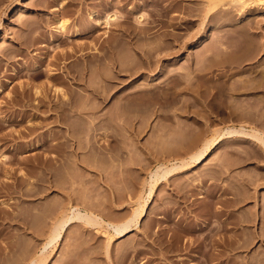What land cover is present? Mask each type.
Wrapping results in <instances>:
<instances>
[{
    "label": "rangeland",
    "instance_id": "374dc122",
    "mask_svg": "<svg viewBox=\"0 0 264 264\" xmlns=\"http://www.w3.org/2000/svg\"><path fill=\"white\" fill-rule=\"evenodd\" d=\"M241 6L0 0V264L38 259L69 203L126 222L149 199L158 165L191 161L230 127L264 130V8ZM65 19L62 36L57 25ZM95 19L102 24L93 29ZM74 29L83 30L78 38ZM250 80L261 87L243 88ZM249 139L226 138L202 163L177 169L124 236L111 237L104 222H75L39 264H264V147Z\"/></svg>",
    "mask_w": 264,
    "mask_h": 264
},
{
    "label": "bare ground",
    "instance_id": "6f19581e",
    "mask_svg": "<svg viewBox=\"0 0 264 264\" xmlns=\"http://www.w3.org/2000/svg\"><path fill=\"white\" fill-rule=\"evenodd\" d=\"M232 1H234L235 3H239V5L241 4L243 7H259V8H264V0H232ZM241 6V7H242ZM92 12V11H91ZM90 12V13H91ZM97 12V11H96ZM110 14L111 13H109V15H107L108 17L110 16ZM89 15V14H88ZM91 15V14H90ZM90 15H89V17H90ZM112 15V14H111ZM97 16V15H96ZM117 14H114V15H112V16H110L109 18H112L113 19V22L115 21V20H117L118 18H117ZM139 17H141V16H139ZM94 18H95V15H94ZM117 18V19H116ZM88 19V18H87ZM93 19V18H92ZM92 19H91V21H92ZM102 19V21H103V18H101ZM108 19V18H107ZM106 18L104 19V20H107ZM112 19L110 20V19H108L107 21H106V23H110L109 22V20L110 21H112ZM115 19V20H114ZM96 21H95V24L93 25V29H94V26H97V28H98V26L99 25H101L102 24V22H101V20H97V19H95ZM68 21V20H67ZM67 21H66V19L64 20V21H62V20H60L59 22H58V24L59 25H57V27H58V30H59V33H63L62 34V36L64 35V32H66V31H68V30H66L67 29ZM85 21V20H84ZM83 21V22H84ZM87 21H89V19L87 20ZM87 21H85V22H87ZM90 21V22H91ZM90 22H87V23H90ZM87 23H86V25H87ZM92 23V22H91ZM104 23H105V21H104ZM103 23V24H104ZM115 24V23H114ZM84 25H85V23H84ZM89 25V24H88ZM87 25V26H88ZM92 24H90V26H91ZM110 26H112L111 24H109ZM89 26V27H90ZM57 27H56V29H57ZM82 27H84L83 26V24H82ZM82 27H81V29H82ZM86 27V26H85ZM78 28V27H77ZM88 28V27H87ZM91 28V27H90ZM92 29V30H93ZM125 29V28H124ZM66 30V31H65ZM75 30V33H74V35H72V36H79V34H81L80 32L81 31H83V30H81L80 32L78 31L79 30V28H78V30L76 31V29H74ZM85 30H86V28H85ZM89 30H91V29H89ZM97 30V29H96ZM126 30V29H125ZM95 31V30H94ZM71 33H72V31H70ZM69 32V33H70ZM88 32V31H87ZM93 32V31H92ZM91 31H90V33H92ZM58 33V32H57ZM70 33V34H71ZM83 33V32H82ZM68 34V33H67ZM73 34V33H72ZM86 34H88V33H86ZM85 34V35H86ZM60 35V34H59ZM69 35V34H68ZM89 35H91V34H89ZM71 36V35H70ZM65 37V36H64ZM63 37V38H64ZM75 37V38H76ZM112 38V36H109V38ZM69 39L71 38V37H68ZM78 38V37H77ZM52 39V38H51ZM60 39H62V38H60ZM67 38H65V40H66ZM73 40H74V38H72ZM110 40H112V39H110ZM113 40H114V38H113ZM71 41V40H70ZM104 41H106L107 42V40H104ZM57 42H59V40H57ZM60 42H62L61 40H60ZM66 42H69V40L68 41H66ZM103 42V41H102ZM105 42V43H106ZM109 42V41H108ZM110 42H112V41H110ZM109 42V45H108V48L106 47V44L104 45V48H105V50H107L108 49V52L110 51V52H112L113 50H111L112 49V47H113V44H111ZM112 43H114V41L112 42ZM96 44V43H95ZM58 45H60V44H58ZM94 45V44H93ZM92 45V46H93ZM101 45H103V44H101ZM115 45V44H114ZM76 46H80V45H76ZM81 46H83V45H81ZM91 46V47H92ZM72 47H74V46H72ZM91 47H89L90 49H93V48H91ZM98 47V46H97ZM100 47V46H99ZM102 47V46H101ZM76 48V47H75ZM82 48V47H81ZM88 48V49H89ZM95 49H96V47H94ZM104 48L102 49V51L104 52ZM115 48H116V46H115ZM115 48H113V49H115ZM69 49H70V47H69ZM68 49V53H70L71 51ZM77 49V48H76ZM75 49V50H76ZM84 49V48H83ZM71 50H72V48H71ZM74 49H73V53H75L74 51H75ZM79 49H77L76 50V52L78 51ZM63 51H64V53H65V50L63 49ZM70 51V52H69ZM80 51H81V49H80ZM97 51V50H96ZM99 51H100V49H99ZM99 51H98V54H100L99 53ZM116 50H114V52H115ZM148 51H150L151 52V54H152V56L154 55V52H152L151 50H146V52H148ZM154 51V50H153ZM62 52V51H61ZM66 52V53H67ZM79 52V51H78ZM103 52H102V54H103ZM107 52V53H108ZM63 53V52H62ZM64 53L61 55V56H63L64 55ZM66 53H65V56H66ZM67 53V54H68ZM73 53H70L71 55L73 54ZM85 53H87V51L85 52ZM85 53H83V55L85 54ZM92 53H95V52H93L92 51ZM106 53V55L107 56H111L109 53L107 54ZM145 53V52H144ZM144 53H143V55H144ZM69 54V55H70ZM76 54V53H75ZM80 54V53H79ZM82 54V53H81ZM80 54V55H81ZM101 54V55H102ZM104 54H105V52H104ZM111 54H113V53H111ZM115 55H116V53H114ZM146 54V53H145ZM149 54V53H148ZM60 55V54H59ZM74 55V54H73ZM80 55H78V56H80ZM95 55H97V53H95ZM150 55V54H149ZM60 56V57H61ZM90 56V55H89ZM92 56H94V55H92ZM91 56V57H92ZM100 56V55H99ZM105 56V55H104ZM104 56H102V57H104ZM146 56V55H145ZM148 56V55H147ZM64 57V56H63ZM70 57V56H69ZM72 57V56H71ZM81 57V56H80ZM83 57V56H82ZM81 57V58H82ZM113 57V55L111 56V57H109V60L111 59ZM150 57H151V55H150ZM150 57H147V58H150ZM56 58H58V56L56 57ZM76 58H78V57H76ZM96 58H98V56H96L95 58H92L93 60L94 59H96ZM105 58L106 57H104V60H103V58H102V60L103 61H105ZM114 59H115V57H113ZM112 58V59H113ZM60 59V58H59ZM58 59V60H59ZM62 59H64V58H62ZM67 59H68V57H67ZM79 59V58H78ZM83 59V58H82ZM101 58H98V59H96L97 60V62H98V60H100ZM64 60H66V58L64 59ZM96 60H94L95 62H94V64L93 65H95V63H96ZM108 60V61H109ZM116 60V59H115ZM149 60V59H148ZM152 60V59H151ZM57 61V60H56ZM82 61V60H81ZM92 61V60H91ZM108 61H105V62H108ZM110 61H112V60H110ZM150 61V60H149ZM59 62H61V61H59ZM64 62V61H63ZM80 62V61H79ZM83 62V61H82ZM86 62V61H85ZM84 62V63H85ZM101 62V61H100ZM112 62H114V60L112 61ZM64 63H66V62H64ZM68 63V62H67ZM92 63H93V61H92ZM110 63V62H109ZM150 64L152 63V62H149ZM97 64V63H96ZM114 64V63H113ZM126 64H127V62H126ZM126 64L123 66L125 69L127 68V66H126ZM127 65H129V64H127ZM81 66V68H84V66L82 67V65H80ZM97 66V65H96ZM112 66V65H111ZM130 66V65H129ZM80 68V69H81ZM52 70H53V68H51ZM85 69V68H84ZM83 69V70H84ZM97 69V68H96ZM129 69V68H128ZM79 70V68L77 69V71ZM82 70V69H81ZM82 70V71H83ZM53 71H55V70H53ZM53 71H52V73H53ZM49 72H50V69H49ZM48 72V73H49ZM80 72V71H79ZM79 72H76V73H79ZM76 73H74L73 74V72L72 73H70V75L71 74H73V75H75ZM51 74V73H50ZM49 74V75H50ZM80 74V73H79ZM52 75V74H51ZM69 75V72H68V74H67V76ZM77 75V74H76ZM75 75V76H76ZM78 76V75H77ZM77 76L75 77L76 79H77ZM80 76H82V74L80 75ZM85 76V75H84ZM84 76H82V78H80V77H78V78H80V79H83L84 78ZM72 77V76H71ZM69 78V80H71L70 79V77H68ZM74 78V79H75ZM75 79V80H76ZM80 79H78V81H80ZM73 80V79H72ZM72 80H71V82H72ZM74 81V80H73ZM75 82V81H74ZM73 82V83H74ZM250 83V82H252L251 80L250 81H247V83ZM253 82H254V80H253ZM248 83V84H249ZM257 83H259V82H257ZM255 84V82H254V85H253V83H251L253 86H250V84L247 86V87H245V86H243V88H247L248 89V87H249V89L251 88H253V89H255L257 86L259 87L260 85L259 84ZM79 84V83H78ZM244 84H246V81H245V83ZM244 84H241L240 86L242 87V85H244ZM71 84L69 83V86H70ZM257 85V86H256ZM28 86H29V84H28ZM256 86V87H255ZM22 87V86H21ZM33 87V86H32ZM39 86H36V88L34 89L35 90V93L34 94H36L35 96H37L38 97V93L41 91V90H38L37 88H38ZM237 87L238 86H236L235 87V89H237ZM257 87V88H258ZM261 87V86H260ZM29 88L31 89V87L29 86ZM59 88V87H58ZM62 87H60V89H61ZM71 88V87H70ZM238 88H240V87H238ZM256 88V89H257ZM32 89V90H33ZM41 89V88H40ZM53 89V88H52ZM54 89H55V91L57 90L55 87H54ZM64 89V88H63ZM255 89V90H256ZM22 90V89H21ZM25 90V89H24ZM33 90V91H34ZM98 90V89H97ZM58 91H59V89H58ZM58 91H56L57 92V94H61L62 93V91H65V90H60L59 92H61V93H58ZM67 91V90H66ZM96 91V90H95ZM20 92H22V91H20ZM96 92H99V90L98 91H96ZM95 92V93H96ZM42 93V92H41ZM94 93V94H95ZM100 93V92H99ZM18 93H16V95H17ZM31 94H32V91H31ZM56 94V93H55ZM20 95H21V93H20ZM64 95V99H66V94H62L61 96H63ZM18 96V95H17ZM23 96H25V95H23ZM23 96L21 95V97L23 98ZM33 96V95H32ZM34 96V97H35ZM39 96H40V93H39ZM61 96H60V98H61ZM20 97V98H21ZM82 97V96H81ZM39 98V97H38ZM69 98V97H68ZM67 98V99H68ZM24 99V98H23ZM28 100H30L31 98H27ZM62 99H63V97H62ZM67 99H66V101H67ZM70 99V98H69ZM69 99H68V101H69ZM262 99V98H261ZM35 100V99H34ZM263 100V99H262ZM31 102H32V99L30 100ZM29 101V102H30ZM36 101V100H35ZM61 101H63V103L64 104H66L65 102H64V100H61ZM60 101V102H61ZM74 101H76V100H74ZM81 101V100H80ZM84 101V100H83ZM82 101V102H83ZM27 102V101H26ZM26 102H24V103H26ZM34 102V101H33ZM40 102V101H39ZM38 102V103H39ZM73 102V101H72ZM71 102V103H72ZM77 102V101H76ZM82 102H81V104H82ZM35 103H37V102H34V104ZM70 103V104H71ZM74 103V102H73ZM86 103V102H85ZM84 103V104H85ZM30 104V103H29ZM32 104V103H31ZM33 104V105H34ZM56 104H58V103H56ZM63 104V105H64ZM75 104V103H74ZM74 104H72L71 106H72V108H75L76 107V105L73 107V105ZM77 104V103H76ZM84 104H82L83 106H78V107H84V106H86V107H88L86 104L84 105ZM26 105V104H25ZM40 105V104H39ZM38 104L37 105H35L34 106V108H37L38 106H39ZM78 105H79V102H78ZM53 106V105H52ZM51 106V107H52ZM55 106V110H56V108H57V106L56 105H54ZM60 106H61V103H60V105L58 106L59 108H60ZM70 106V105H69ZM69 106L67 107V105H66V107L67 108H69ZM30 107V106H29ZM32 107V106H31ZM51 107H49V108H51ZM86 107H84V111H85V108ZM39 108V107H38ZM59 108H57L58 110H59ZM64 107L62 106V108H60V109H63ZM77 108V107H76ZM79 108V109H80ZM65 109V108H64ZM78 108H77V111L79 110ZM255 108H253V109H251V110H253V112H254V114H252L253 116H255L256 114V110H254ZM257 109V108H256ZM58 110H56V111H58ZM72 110V109H71ZM74 110V109H73ZM72 110V111H73ZM82 110H83V108H82ZM87 110V109H86ZM88 110H91V107L88 109ZM250 110V111H251ZM260 110V109H259ZM69 111H70V109H69ZM72 111H70V112H72ZM224 111V110H223ZM250 111H247L246 110V116H249V113H250ZM64 112V111H63ZM66 112V111H65ZM70 112H68L69 113V116H71L70 115ZM81 112L82 113H84L83 111H80L79 112V115L81 114ZM86 112H88V111H86ZM249 112V113H248ZM68 113H64V114H68ZM73 113V112H72ZM75 113H77V112H74L73 113V115L75 114ZM236 112H234V114H235ZM247 113H248V115H247ZM251 113H252V111H251ZM257 113H259V114H257V116H259V115H261V111L260 112H258V110H257ZM59 114H61L60 112H59ZM63 113H62V115H64ZM239 114H241V113H239ZM65 115V116H66ZM72 115V116H73ZM236 115V114H235ZM238 115V114H237ZM236 115V116H237ZM244 115V114H243ZM252 115H250V116H252ZM60 116V115H59ZM75 116L76 117H78V113H77V115L75 114ZM252 116V117H253ZM257 116H255V117H257ZM79 117H82L81 115L79 116ZM238 117V116H237ZM241 117V116H240ZM239 117V118H240ZM261 117V116H260ZM260 117H259V119H260ZM258 118V117H257ZM256 118V119H257ZM13 119H16V118H13ZM255 119V118H254ZM255 119V120H256ZM18 119H16V121H17ZM263 120V119H262ZM15 121V122H16ZM259 120L257 119V122H258ZM261 121V120H260ZM14 122V121H13ZM16 123H18V121L16 122ZM264 120L263 121H261V123H260V125L262 124L263 126H264ZM13 124V123H12ZM15 124V123H14ZM261 125V126H262ZM262 130V129H261ZM261 130H259V129H256V128H250V129H248V128H246L245 126H241V127H230V128H227V129H225V131H223L220 135H219V137L216 139V140H214V141H207L206 143H205V146H203V148H201V149H199V151L197 150V152L195 153V154H192V156H191V161H189V162H184V161H182V162H180V163H178V162H173V163H171L170 165H165V164H161V165H158V167H156V169H155V171H153V173L151 172V177H150V180H151V182H150V184H151V190H150V192H149V199H147L145 202H143V204L141 205V206H139V208L137 209L136 208V210L134 211V213H133V216L128 220V221H126V222H123V223H118V224H114V222L113 223H110V222H106V221H104L101 217H98L97 215H94L93 213H90V212H88V211H84V210H82L80 207H78L77 205H75V203H74V205H71V203H69L70 205H69V213L68 214H66V211H68L67 209L68 208H66V211H65V214L67 215V216H64V217H61V219H59L56 223H54L53 225V228H52V230H49V232L51 231V235H50V237H47V242H45V245H44V247H43V249H42V252L38 255V259L36 258H33L32 259V261H31V264H39V258H42V257H39L40 255L41 256H43L45 253H46V251L48 252V248L50 247V246H52V245H56V243L57 242H59V240H61L62 239V237H63V235H64V233L66 232V230H67V228H69L70 227V225H72L73 223H75V222H80V223H82V224H84L85 225V223H86V225L87 224H89V225H98V224H102L103 222L104 223H106L107 224V226L109 227V229L111 228L113 231H114V234L111 236V237H122V236H124L125 234H127L128 232H130V231H132L133 230V226H137L138 224H139V222L143 219V217L144 216H146V210H147V207H148V204H149V202H150V199H151V197H152V195H153V193H154V191H155V188H157L158 186L157 185H159L160 183H162L163 181H165V179H167L168 177H170V176H172L173 175V173L175 172V171H177V169H179V168H186L187 166H189V167H191V166H194V165H196L195 163H202L206 158H207V156L211 153V150H212V147H214V145H217V144H219L221 141H223L224 139H226V138H235V137H237V138H247V140L249 139V140H251V139H254V140H256V141H258L263 147H264V130L263 131H261ZM16 132V131H15ZM192 137H194L193 138V140L191 141V142H193V141H195L194 139H195V135L194 136H192ZM237 140H239V139H237ZM185 144H182L180 147H182V146H184ZM187 145H185V147H186ZM185 147H184V150H186L185 149ZM180 150H182V151H184L183 149H181L180 148ZM177 151V150H176ZM181 152V151H180ZM64 154V153H63ZM54 155V154H53ZM52 155V156H53ZM55 157V156H54ZM58 157V156H57ZM56 158V157H55ZM62 158V157H61ZM57 159V158H56ZM189 159V160H190ZM59 160V159H58ZM54 163V162H53ZM59 163V162H58ZM60 164H62V163H60ZM58 165V164H57ZM56 165V166H57ZM55 166V167H56ZM61 166V165H60ZM65 171V170H64ZM64 171H62V172H64ZM67 176V175H66ZM69 178H67L66 179V181L67 182H65V183H68V181H70V183L69 184H72L71 182L73 181H75L73 178H71V179H73V180H68ZM54 181V180H53ZM55 182V181H54ZM54 182L52 183V181H51V183H52V187H53V185H54ZM64 183V184H65ZM55 184H57L56 182H55ZM58 185H60V184H58ZM72 186H73V184H72ZM48 187H51V186H48ZM64 187V186H63ZM65 192H68L67 190H64ZM64 192V193H65ZM66 195H69V193H66L65 194V197H67ZM70 196H71V194H70ZM70 196H68V197H70ZM72 198V197H71ZM66 200V203H68V201H67V198H65ZM69 199V198H68ZM71 200H73L74 201V199H71ZM64 201V202H65ZM75 201H76V199H75ZM66 203H65V205H66ZM62 205H63V202H62ZM68 205V204H67ZM140 205V204H139ZM62 207V206H61ZM138 207V206H137ZM63 208V207H62ZM61 216H63V215H61ZM55 222V221H54ZM79 223V225H82V224H80ZM105 224V225H106ZM83 225V226H84ZM105 225H104V228H106L105 227ZM101 226V225H100ZM52 227V226H51ZM103 227H102V229H104ZM51 229V228H50ZM96 229H99V228H96ZM200 229V228H199ZM107 230H108V228H107ZM107 230H105V231H107ZM198 230V229H197ZM104 231V233H106ZM112 231V232H113ZM50 234V233H49ZM49 236V235H48ZM110 238V237H109ZM113 238H110L111 240L113 239ZM198 238H200L199 236H198ZM198 243V242H197ZM200 244V243H199ZM198 245V244H197ZM202 245V244H201ZM201 245H200V248H201ZM198 247V246H197ZM47 254V253H46ZM45 256V255H44ZM263 257V256H262ZM262 257H260L261 259H262ZM42 261L44 260V258L43 259H41ZM40 260V264H42L43 262ZM264 260V259H263ZM42 262V263H41ZM260 262H262V261H260ZM264 262V261H263ZM262 262V263H263ZM244 264H247L246 262L244 263Z\"/></svg>",
    "mask_w": 264,
    "mask_h": 264
}]
</instances>
